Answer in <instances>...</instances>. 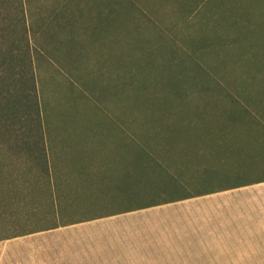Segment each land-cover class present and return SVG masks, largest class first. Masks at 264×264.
<instances>
[{
	"label": "trees",
	"instance_id": "16d2710c",
	"mask_svg": "<svg viewBox=\"0 0 264 264\" xmlns=\"http://www.w3.org/2000/svg\"><path fill=\"white\" fill-rule=\"evenodd\" d=\"M84 3L95 9L99 4L108 19L116 16L120 0H53L50 7L42 0H0V181L4 173L21 170L44 174L37 206L50 224L41 230L264 182V76L257 74L216 78L196 61L210 80L193 83L194 90L141 94L136 105L129 94V107L123 108L116 100L117 79L112 85L103 80L116 65L103 60L96 66L94 47H81L68 57L64 123L45 120L49 113L43 118L30 39L43 31L51 42L60 18L74 20ZM87 59L95 61L87 64L90 86L74 74ZM86 102L93 106L82 108ZM23 111L31 118L26 139ZM53 155H73L77 161L75 178L63 177L52 188ZM81 196L88 197L83 206Z\"/></svg>",
	"mask_w": 264,
	"mask_h": 264
},
{
	"label": "rangeland",
	"instance_id": "374dc122",
	"mask_svg": "<svg viewBox=\"0 0 264 264\" xmlns=\"http://www.w3.org/2000/svg\"><path fill=\"white\" fill-rule=\"evenodd\" d=\"M42 2L48 7L54 5L53 0ZM95 7L97 9L92 4L84 3L82 10L74 13V20L69 23H65V16L61 17L63 21L59 20L56 29H52L50 33L51 42L42 37L43 31L37 33L36 39L31 36L29 45L34 47V54L38 59L36 64L39 66L37 80L39 97L41 104L43 103L42 116L44 118L49 113L45 120L49 119L53 125L60 126L64 123L62 110L67 105L64 103L65 98L70 95L69 70L72 68L68 57H72V51L81 47H94L90 55L96 60V66H101L103 60L116 65V71L110 66L103 80L112 85L114 78L115 81L117 79L120 100H116L118 106L121 104L123 108L129 107V94L136 105L141 94L155 91L181 92L190 90L191 87L194 90L197 84L193 83L208 81V76L211 75L231 80L255 74L264 76V0H201L199 4L189 0H120L116 16L113 13L108 19L99 9V4ZM64 47H67L66 50H62ZM196 61L204 64L212 74L209 75L208 70L199 71ZM90 63L93 65L95 61L87 59L81 70L74 72L81 79H88V86L92 82L87 70L90 66L87 64ZM258 69H261L260 72ZM115 103L108 105L115 106ZM81 106L84 108L93 105L86 102L81 103ZM23 119V137L26 139V128L31 126V118L25 111ZM41 123L49 125L44 120ZM35 125L33 122L32 126ZM86 198L88 197L81 196L79 203L82 206ZM228 202L243 205L253 203L248 204L252 210L245 212L249 216L244 220L252 225H264V210H260L264 206L262 182L120 216L87 221L37 237H19L11 240L8 249L13 254H21L23 251V257L20 255L19 259L13 255V262L19 264H61L60 261H64L62 258L57 260L54 256H48L51 252L44 251L49 250H91L104 256H113L125 249V244L119 239L125 236L122 235L124 231L121 228L126 230L129 246H139L137 241L141 236L149 239L154 235L152 226L147 225L149 221L173 217L192 226H185L189 231L195 228L219 229L220 222H226L232 217V213L225 212V215L206 208ZM83 208L86 211V205ZM186 213L190 214L189 217L184 215ZM80 214L81 212L78 213ZM11 216L15 218L16 215L11 213ZM11 222L16 221L13 219ZM37 223L40 224L41 221ZM3 227L6 229L4 238H12L17 233L39 228L35 224L31 228L23 227V223L20 226L4 224ZM105 235L112 239L101 238ZM43 236H47L52 243L42 239ZM132 236L136 238L134 244L130 241ZM64 238H74L76 244L69 246L62 241ZM57 240L60 243H56ZM252 240L259 242L261 249L241 252L246 256L244 263L264 264V235H253ZM43 242L49 244L46 249L42 247ZM24 252L28 254L25 255Z\"/></svg>",
	"mask_w": 264,
	"mask_h": 264
},
{
	"label": "crops",
	"instance_id": "0c3cea01",
	"mask_svg": "<svg viewBox=\"0 0 264 264\" xmlns=\"http://www.w3.org/2000/svg\"><path fill=\"white\" fill-rule=\"evenodd\" d=\"M21 159L23 160V158ZM88 159L93 163L94 160L92 157ZM50 160L55 165V171L51 172V179L49 181L52 188L57 187L54 185L55 182L59 186V184H61V178L63 177H67L68 179L75 178L76 172L73 171L75 168L74 164L77 161L75 156L53 155L50 157ZM43 175L44 174L36 171L29 172L21 170L12 173H4L1 178L0 226H3L4 224L20 226L23 223V227L28 226L31 228V225L35 224L38 225L39 228L31 230L24 229L26 231L19 233L21 235L12 238H4L5 231L0 233V264H19L18 262H13V255L16 256V259H19L20 255L23 257V251L21 254H18L17 252L13 254L11 250L8 249L11 246V240L19 237H37L38 235H44L52 230L79 224L75 223L53 229L41 230L45 223L50 224V222H45V219L48 218H45L42 215V205L40 204V208L37 206L41 201L39 194L45 184L43 180L45 177ZM220 192L224 191L214 192L207 195ZM248 204L253 205V203L250 202H247L244 205L228 202L224 204L220 203V205L212 206V208H206L209 209V211L215 210L224 213L225 215L227 212L232 213V217L225 220L226 222H220V225L218 226L219 229L198 230L195 228L189 231L185 226H192L186 225L180 219L173 217L165 220L149 221L147 222V225L152 226L151 228L153 229L154 235L149 239H145L141 236L139 241H137L139 246L127 245L129 240L127 238L126 230L125 228H121L122 231H124V234L122 235L125 236L119 239L125 244L123 246L125 249L118 254H113V256H104L98 254L97 251L80 249L74 251L70 250L68 252L53 250L44 252H51V254H46H49L48 256L50 257L54 256L57 260H61V258L64 259V261H60L61 264H245L244 260L246 256L241 252H250L261 249V247L258 246L259 242H254L252 236L257 234L264 235V225H252L250 222L244 220L246 216H249L246 215L245 212H250L252 210L251 206ZM261 209L264 210V206H262L260 210ZM11 213H15V218H11ZM120 215L122 214L115 216ZM184 215L189 217L190 214L186 213ZM13 219L16 221L15 224L11 222ZM37 221H41V223L39 224ZM109 237L111 236H101L104 240L109 239ZM42 239L52 243L47 236H43ZM110 239H112V237ZM62 241L68 243L69 246L73 243L76 244L74 238H64ZM130 241L134 244L136 242L135 236H132ZM56 243H60V241L57 240ZM48 245V243L43 242L42 247L46 249ZM262 249H264V247ZM24 254L27 255L28 253L24 252ZM63 254H67V256H61ZM38 257L41 256L38 255ZM50 264L54 263L51 262Z\"/></svg>",
	"mask_w": 264,
	"mask_h": 264
}]
</instances>
